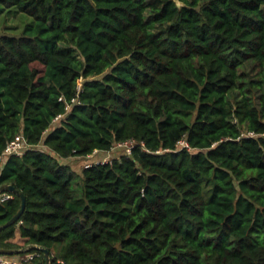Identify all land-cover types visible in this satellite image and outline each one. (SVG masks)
<instances>
[{
    "label": "trees",
    "instance_id": "trees-1",
    "mask_svg": "<svg viewBox=\"0 0 264 264\" xmlns=\"http://www.w3.org/2000/svg\"><path fill=\"white\" fill-rule=\"evenodd\" d=\"M0 3L34 19L0 36V159L19 135L29 146L0 163V187L27 199L0 249L40 246L51 264H264V0ZM126 142L131 154L81 172L63 162ZM7 194L0 226L22 204Z\"/></svg>",
    "mask_w": 264,
    "mask_h": 264
},
{
    "label": "rangeland",
    "instance_id": "rangeland-1",
    "mask_svg": "<svg viewBox=\"0 0 264 264\" xmlns=\"http://www.w3.org/2000/svg\"><path fill=\"white\" fill-rule=\"evenodd\" d=\"M34 24V19L23 13L20 12L16 7H5L3 4L0 3V36H14V37H21L24 35L27 27ZM42 148L46 149V147L42 146ZM125 153L124 147L116 146L110 152H98L93 154L92 156H87L85 158H77L73 157L67 160H63L64 163H68L72 166V168L77 171L81 172V170L86 167L87 165H91L98 162H105L110 161L114 158H118ZM13 242L16 244H20L23 246L24 240L21 236L17 233L16 237L13 239ZM17 258L21 257H13L9 258L11 261L16 260Z\"/></svg>",
    "mask_w": 264,
    "mask_h": 264
},
{
    "label": "built area",
    "instance_id": "built-area-1",
    "mask_svg": "<svg viewBox=\"0 0 264 264\" xmlns=\"http://www.w3.org/2000/svg\"><path fill=\"white\" fill-rule=\"evenodd\" d=\"M248 135L250 136H255L254 133L250 132ZM135 143L134 142H126V143H120L117 146L118 147H124L125 148V152L127 154H131L132 148L134 147ZM28 144L26 142H24L23 137L22 136H17L12 142H10V144L7 146L3 156L0 159V163L2 161H4L6 158L10 157V156H22L26 150L28 149ZM180 147H187L190 149L189 145L185 142L182 141L180 143ZM99 151H95L93 154L98 153ZM92 154V155H93ZM89 155V156H92ZM107 162V161H105ZM99 163V162H98ZM87 166H90L87 165ZM11 196L8 195L7 193L5 194H1L0 196V200L1 201H5L7 199H9ZM0 264H18V262L16 260H10L8 257H3L2 255H0Z\"/></svg>",
    "mask_w": 264,
    "mask_h": 264
},
{
    "label": "water",
    "instance_id": "water-1",
    "mask_svg": "<svg viewBox=\"0 0 264 264\" xmlns=\"http://www.w3.org/2000/svg\"><path fill=\"white\" fill-rule=\"evenodd\" d=\"M177 2H179V0H175ZM5 193H12V194H17L22 201L21 204V208L18 211V213L8 222H6L4 225L0 226V231L14 225L17 221H19V219L21 218V216L23 215L25 208H26V203H27V199L25 194H23L22 192H20L19 190H17L16 187H14V185L12 184H6L0 187V194H5ZM31 251H40L43 252L45 254L46 257V261L47 264H51V253L48 249H45L43 247L40 246H29L27 248L24 249H15V250H8V249H0V255H18L21 253H28Z\"/></svg>",
    "mask_w": 264,
    "mask_h": 264
}]
</instances>
